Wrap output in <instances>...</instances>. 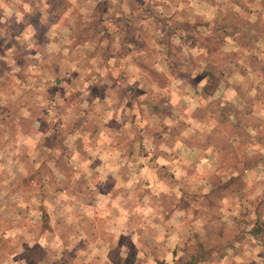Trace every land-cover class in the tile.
Here are the masks:
<instances>
[{
  "label": "rangeland",
  "instance_id": "obj_1",
  "mask_svg": "<svg viewBox=\"0 0 264 264\" xmlns=\"http://www.w3.org/2000/svg\"><path fill=\"white\" fill-rule=\"evenodd\" d=\"M110 46L143 56L122 71L133 79L118 74L137 139L122 142L132 153L125 159L136 149L137 164L160 166L161 185L120 190L122 205L135 196L122 207L150 218L131 220L128 231L185 230L184 262L264 264V0H0V264H76L77 213L87 228L92 209L77 197L100 190L73 171V124L80 107V118L104 112L81 89L86 68L98 69L93 53ZM105 214L112 219L99 216L101 231ZM127 236L113 244L131 246ZM41 238L57 253L37 247Z\"/></svg>",
  "mask_w": 264,
  "mask_h": 264
},
{
  "label": "crops",
  "instance_id": "obj_2",
  "mask_svg": "<svg viewBox=\"0 0 264 264\" xmlns=\"http://www.w3.org/2000/svg\"><path fill=\"white\" fill-rule=\"evenodd\" d=\"M118 40L120 41V38L118 39V37H116L113 44H116ZM109 48L110 52L102 55L93 53L95 57L93 60L97 62L96 66L98 69L94 71L93 67H91V70L86 68L90 73V77L88 76L90 80L87 87L81 89L82 91L90 93L89 98L92 99V108L97 109L101 107L104 112L100 115L96 114L98 118H95V120L88 117L80 118L86 115L83 112V108L80 107L79 117H76L77 120H75L76 122L73 124L75 127V131L73 132L75 142L72 144V158L75 159L72 161L73 171L79 172L81 175L82 172L89 173L91 177L88 178L90 179L88 186H91V189L98 188L100 191L95 192V194L93 192L91 195H85L84 198L82 196L77 197L78 204H83L82 202H86L87 204L90 203L92 204V209H88V217H91V221L87 228H84L85 222L82 212L77 213V225L80 228L78 239L81 240V244L80 246L77 244L76 248L74 250L72 249V253H75L72 257V261L74 260L76 264H115L113 261V254L119 252L120 261H128V264H160L162 261L167 264L184 263L186 247L181 248V242L185 238L181 237L180 242V240L178 241V236L180 233L185 232V230H177V232L172 235L170 232L166 233L162 230H158L155 232L158 234L157 238L164 236V238H160L161 242L157 240L156 236L144 235L140 230L134 229V231H128V222L131 220L139 217L142 218L143 221H150V218L148 217L149 214L144 212L145 208L139 209L137 207H131L127 209L122 207L129 203H131V206L134 205L135 196L125 195V204L122 205V197L119 195L120 190L121 188H128L127 191H129L137 186L143 188L146 187L147 184L161 185V179L157 173L160 170V166L156 165V163L145 166V162L137 164L136 149L133 150V156L135 157L133 160L125 159L128 158L129 155L131 157L132 153L128 152L125 155V151H123L121 147L122 142L128 140L132 143L136 140V144L137 139L130 136L127 131L128 127L126 126L129 116H127L126 112H129L128 106L130 103L128 102L125 107L126 86L121 83L122 77H118V74L122 73L121 76H129L123 72L128 71V66L132 64L130 63L131 61L138 63L139 60H143V56L139 59L135 57L131 58V55L128 56L116 52L112 53V47L110 46ZM65 64L67 65V63ZM75 64L70 63L72 70L69 75L74 74L73 72L76 70L75 66L77 67ZM122 65L123 68L121 69ZM132 66L133 65H131V67ZM137 68L139 67L137 66ZM79 72L82 73L81 71ZM80 73H77V79L81 78ZM56 78L59 77L56 76ZM129 78L133 79L132 76H129ZM96 89H101L102 95H97L95 92ZM98 96H101L104 100L102 103L103 107L98 104L100 101V97ZM79 105L82 106L84 104L79 103ZM86 120L89 122L95 121V123H98L103 128L94 127L90 134L85 133L83 129ZM79 137L81 138L82 144ZM140 139H142V137H140ZM86 148H88V151L85 150ZM79 150L81 152H79ZM98 176L99 180L97 179ZM143 204L148 205L145 198H143L139 205L142 206ZM102 212H107L110 215L112 214V219L110 220L108 218L109 215L105 214V218L103 219L104 225L102 224L103 228L101 231V229H98L100 225L98 224V227L96 226V221L99 219V216L103 215ZM187 232L189 233V231ZM120 235L121 237H126V235H128L127 238L131 246L127 247L122 245L119 241L117 244H113L115 243L116 237ZM250 235L251 237L249 236V239L255 240L252 237V232H250ZM106 236H112V238L110 239ZM33 242L37 244V247L39 246L43 249L47 248V251L51 252L53 249V251L57 253L56 249H54V247H57L54 245H52L54 247L44 245L43 238L39 241L36 239ZM55 245H57L56 240ZM155 251H158V255L153 254ZM45 261L46 259L43 258L41 260L40 258L37 260V263L45 264Z\"/></svg>",
  "mask_w": 264,
  "mask_h": 264
},
{
  "label": "trees",
  "instance_id": "obj_3",
  "mask_svg": "<svg viewBox=\"0 0 264 264\" xmlns=\"http://www.w3.org/2000/svg\"><path fill=\"white\" fill-rule=\"evenodd\" d=\"M215 30H218L219 32L223 33L224 36L233 35V34H230V33L226 32L225 26H222V25L217 26V28ZM234 30H237L239 32L240 28L239 27L238 28L234 27ZM207 73H210V72L207 71ZM251 115H254L253 111H250V112L247 113V117H250ZM257 231L258 230H253L252 234H255ZM196 262H198V257L197 256H192L189 261H186L184 263H176V264H196Z\"/></svg>",
  "mask_w": 264,
  "mask_h": 264
}]
</instances>
